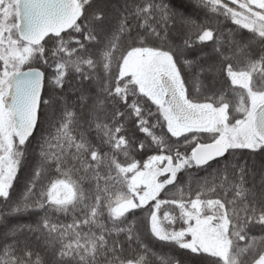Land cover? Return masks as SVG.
<instances>
[{
  "label": "snow or ice",
  "instance_id": "1",
  "mask_svg": "<svg viewBox=\"0 0 264 264\" xmlns=\"http://www.w3.org/2000/svg\"><path fill=\"white\" fill-rule=\"evenodd\" d=\"M0 264H264V0H0Z\"/></svg>",
  "mask_w": 264,
  "mask_h": 264
}]
</instances>
